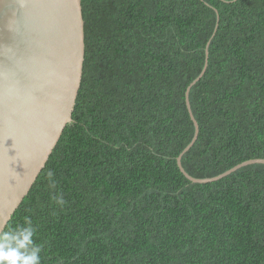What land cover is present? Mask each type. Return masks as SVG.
I'll use <instances>...</instances> for the list:
<instances>
[{"label": "trees", "instance_id": "trees-1", "mask_svg": "<svg viewBox=\"0 0 264 264\" xmlns=\"http://www.w3.org/2000/svg\"><path fill=\"white\" fill-rule=\"evenodd\" d=\"M81 4L73 120L5 228L31 215L43 264H264V164L206 183L177 165L207 43L182 166L208 178L264 158V0Z\"/></svg>", "mask_w": 264, "mask_h": 264}, {"label": "water", "instance_id": "water-1", "mask_svg": "<svg viewBox=\"0 0 264 264\" xmlns=\"http://www.w3.org/2000/svg\"><path fill=\"white\" fill-rule=\"evenodd\" d=\"M81 0H0V230L28 194L44 168L64 128L72 122L81 85L85 55ZM185 103L195 133L177 165L194 183L216 181L241 166L261 163L248 159L208 178L185 171L181 157L198 135L189 90Z\"/></svg>", "mask_w": 264, "mask_h": 264}, {"label": "clouds", "instance_id": "clouds-1", "mask_svg": "<svg viewBox=\"0 0 264 264\" xmlns=\"http://www.w3.org/2000/svg\"><path fill=\"white\" fill-rule=\"evenodd\" d=\"M49 189H55L57 181L52 171L47 173ZM51 200L59 209L67 205L64 193L57 191ZM39 225L31 215L0 230V264H43L45 241L38 239Z\"/></svg>", "mask_w": 264, "mask_h": 264}]
</instances>
